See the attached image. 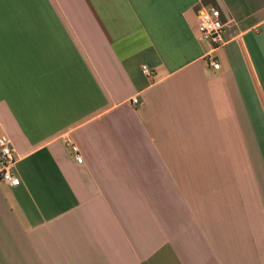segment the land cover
I'll return each instance as SVG.
<instances>
[{
  "label": "crops",
  "instance_id": "0c3cea01",
  "mask_svg": "<svg viewBox=\"0 0 264 264\" xmlns=\"http://www.w3.org/2000/svg\"><path fill=\"white\" fill-rule=\"evenodd\" d=\"M0 136V264H264V0H0Z\"/></svg>",
  "mask_w": 264,
  "mask_h": 264
},
{
  "label": "built area",
  "instance_id": "2783aa9c",
  "mask_svg": "<svg viewBox=\"0 0 264 264\" xmlns=\"http://www.w3.org/2000/svg\"><path fill=\"white\" fill-rule=\"evenodd\" d=\"M196 19L199 39L208 43L211 49L222 45L223 25L219 11L213 8L200 10L196 14ZM210 66L213 69L218 68V64L213 60L210 61ZM141 70L145 75H148L144 67H141ZM132 102L135 103L136 100L132 99ZM67 148L74 155L75 162L80 163L81 158L77 148L71 143L67 145ZM14 164L15 158L9 141L5 137L0 136V182L8 186H16L18 184V180L12 172Z\"/></svg>",
  "mask_w": 264,
  "mask_h": 264
}]
</instances>
